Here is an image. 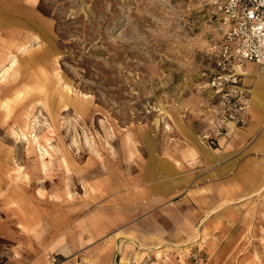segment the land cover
Masks as SVG:
<instances>
[{
  "label": "rangeland",
  "instance_id": "rangeland-1",
  "mask_svg": "<svg viewBox=\"0 0 264 264\" xmlns=\"http://www.w3.org/2000/svg\"><path fill=\"white\" fill-rule=\"evenodd\" d=\"M222 35L209 0H0V264L89 262L148 149L212 111ZM237 212L182 255L264 264V190Z\"/></svg>",
  "mask_w": 264,
  "mask_h": 264
},
{
  "label": "crops",
  "instance_id": "crops-1",
  "mask_svg": "<svg viewBox=\"0 0 264 264\" xmlns=\"http://www.w3.org/2000/svg\"><path fill=\"white\" fill-rule=\"evenodd\" d=\"M236 72L251 88L247 123L232 126L221 146L210 150L196 136V121L210 125L211 114L202 117L195 109L189 127L176 118L175 143L167 139L161 150L148 149L136 181L113 196L111 223L102 234L91 232L89 262L75 243L68 264H191L183 255L205 228L194 222L235 219L237 206L264 190V71L246 63ZM152 221L162 222L154 228ZM106 235L111 242L100 244Z\"/></svg>",
  "mask_w": 264,
  "mask_h": 264
},
{
  "label": "built area",
  "instance_id": "built-area-1",
  "mask_svg": "<svg viewBox=\"0 0 264 264\" xmlns=\"http://www.w3.org/2000/svg\"><path fill=\"white\" fill-rule=\"evenodd\" d=\"M209 5L223 35L212 47L215 65L207 83L213 104L210 127L198 137L204 146L218 149L232 126L248 121L251 88L236 67L253 63L264 71V0H209ZM193 259L203 264L198 253Z\"/></svg>",
  "mask_w": 264,
  "mask_h": 264
},
{
  "label": "bare ground",
  "instance_id": "bare-ground-1",
  "mask_svg": "<svg viewBox=\"0 0 264 264\" xmlns=\"http://www.w3.org/2000/svg\"><path fill=\"white\" fill-rule=\"evenodd\" d=\"M68 90V89H67ZM30 127V126H29ZM25 137V136H24ZM33 141V140H32ZM32 143V142H31ZM43 152V151H42ZM41 153V152H40ZM44 156V155H43ZM41 157V156H40ZM45 161V160H44ZM41 163V162H40Z\"/></svg>",
  "mask_w": 264,
  "mask_h": 264
}]
</instances>
